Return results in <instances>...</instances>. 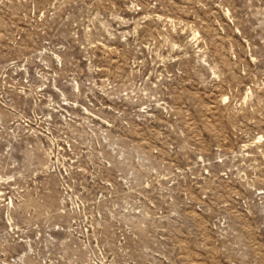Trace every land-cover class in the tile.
Returning <instances> with one entry per match:
<instances>
[{
	"label": "rangeland",
	"instance_id": "1",
	"mask_svg": "<svg viewBox=\"0 0 264 264\" xmlns=\"http://www.w3.org/2000/svg\"><path fill=\"white\" fill-rule=\"evenodd\" d=\"M0 264H264V0H0Z\"/></svg>",
	"mask_w": 264,
	"mask_h": 264
}]
</instances>
